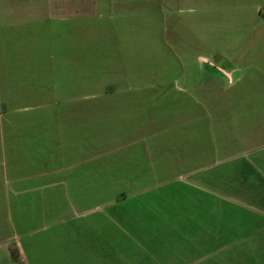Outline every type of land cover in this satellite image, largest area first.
<instances>
[{
    "label": "rangeland",
    "instance_id": "rangeland-1",
    "mask_svg": "<svg viewBox=\"0 0 264 264\" xmlns=\"http://www.w3.org/2000/svg\"><path fill=\"white\" fill-rule=\"evenodd\" d=\"M136 12L77 29V107L46 116L69 113L60 132L90 137L105 182L121 159L127 182L152 161L157 179L198 181L205 233L212 212L232 231L205 248L233 241L218 264H264V0H141Z\"/></svg>",
    "mask_w": 264,
    "mask_h": 264
},
{
    "label": "crops",
    "instance_id": "crops-1",
    "mask_svg": "<svg viewBox=\"0 0 264 264\" xmlns=\"http://www.w3.org/2000/svg\"><path fill=\"white\" fill-rule=\"evenodd\" d=\"M140 4L0 0V253L7 264H218L229 254L233 241L205 248V237L220 242L232 231L212 212L205 233L198 181L157 179L152 161L127 182L121 159L114 181L105 182L103 164L92 167L90 137L60 132L69 113L66 122L44 112L77 107V29L100 17L133 21ZM198 171L179 176L198 180Z\"/></svg>",
    "mask_w": 264,
    "mask_h": 264
}]
</instances>
